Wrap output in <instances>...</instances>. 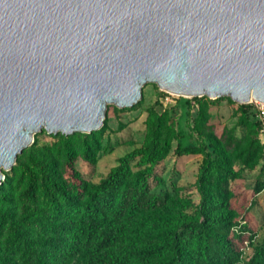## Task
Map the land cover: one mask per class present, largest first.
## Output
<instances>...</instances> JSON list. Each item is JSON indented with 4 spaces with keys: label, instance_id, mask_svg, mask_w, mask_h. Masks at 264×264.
I'll return each mask as SVG.
<instances>
[{
    "label": "water",
    "instance_id": "obj_1",
    "mask_svg": "<svg viewBox=\"0 0 264 264\" xmlns=\"http://www.w3.org/2000/svg\"><path fill=\"white\" fill-rule=\"evenodd\" d=\"M150 83L264 103V0H0V186L42 125L97 132Z\"/></svg>",
    "mask_w": 264,
    "mask_h": 264
},
{
    "label": "trees",
    "instance_id": "obj_2",
    "mask_svg": "<svg viewBox=\"0 0 264 264\" xmlns=\"http://www.w3.org/2000/svg\"><path fill=\"white\" fill-rule=\"evenodd\" d=\"M194 99L199 105L196 127L212 151L178 143L175 153L206 156L199 205L182 197L176 186L175 193L166 189L157 171L180 134L156 102L147 110L144 144L121 157L99 184L86 178L97 165V134L68 137L62 164L30 158L18 165L14 181L0 194V235L8 232L9 256L17 255L22 264H264V233L250 217L264 180L250 190L233 189L241 176L236 160L255 167L264 154L261 122L250 114L254 105L239 109L241 123L252 136L244 147L231 130L217 137L204 98ZM81 139L82 145H70ZM14 190L19 191L23 213L12 221L1 205ZM0 264L12 263L4 257Z\"/></svg>",
    "mask_w": 264,
    "mask_h": 264
},
{
    "label": "rangeland",
    "instance_id": "obj_3",
    "mask_svg": "<svg viewBox=\"0 0 264 264\" xmlns=\"http://www.w3.org/2000/svg\"><path fill=\"white\" fill-rule=\"evenodd\" d=\"M143 96L140 102L133 108L121 109L116 105H109L107 117L104 126L97 132L91 134L75 133L73 135L49 134L46 130L35 135L34 143L28 147L17 158L12 170L3 171L5 180L0 186V194L4 193L3 187L15 179V169L19 164H27L30 158L43 159L49 161L54 159L59 164L63 163L62 150L66 145L68 137L81 134L83 136H97V141L101 145L98 155L97 165L94 167L92 175L86 178L96 185L105 178L114 168L121 157L140 148L146 139L148 108L159 102V108L168 111L172 124L180 134V141L174 142L173 149L165 162L157 168V171L166 180V189L173 191V186L179 190L182 197H187L196 205L200 204V177L206 156L204 155H186L179 157L175 150L178 143L183 148L192 146H206L208 151H212L208 138L201 135L196 127L199 105L195 97H183L168 93L162 90L157 84H147L143 88ZM203 103L206 105L207 114L211 116V123L215 129V135L220 137L225 129L231 130L234 135L244 141V147H247L252 140L250 130L241 123V113L239 111L241 104L230 97H223L214 102L207 96ZM251 116L257 117V111L252 108ZM214 135V136H215ZM83 139L77 144L70 143L71 146L82 145ZM257 165L250 167L245 159H237L235 168L240 172V178L233 183V189L236 192H243L252 189L259 179L264 180V154L257 157ZM83 160L79 159L78 169H83ZM2 211L7 214L12 221L18 220L23 213V204L19 199V191L11 192L9 202L1 205ZM250 217L258 225L260 234L264 233V191L257 197V205L252 210ZM37 236V234H35ZM8 232L0 235V258L7 257L12 264H22L17 255L9 256L6 247ZM38 238V236H37Z\"/></svg>",
    "mask_w": 264,
    "mask_h": 264
},
{
    "label": "built area",
    "instance_id": "obj_4",
    "mask_svg": "<svg viewBox=\"0 0 264 264\" xmlns=\"http://www.w3.org/2000/svg\"><path fill=\"white\" fill-rule=\"evenodd\" d=\"M249 104L254 105V109L257 111L258 120L261 122L262 125V129L260 132V140L261 143L264 145V103L257 102Z\"/></svg>",
    "mask_w": 264,
    "mask_h": 264
},
{
    "label": "bare ground",
    "instance_id": "obj_5",
    "mask_svg": "<svg viewBox=\"0 0 264 264\" xmlns=\"http://www.w3.org/2000/svg\"><path fill=\"white\" fill-rule=\"evenodd\" d=\"M168 93H171V94H174V95H180V96H183V97H192L193 96V95H188V94H185L186 96H184V95H181V94H178V93H174V92H170V91H168ZM253 101H256V100H253V96H251L250 97V102H253ZM45 129H46V126L45 125H42L41 128H40V131H43ZM56 132H62V130H57ZM3 169H4V166L2 168V171H4ZM6 171H8V170H6Z\"/></svg>",
    "mask_w": 264,
    "mask_h": 264
}]
</instances>
